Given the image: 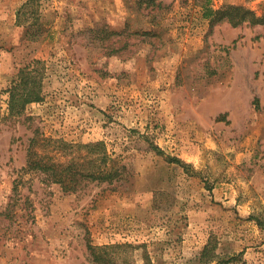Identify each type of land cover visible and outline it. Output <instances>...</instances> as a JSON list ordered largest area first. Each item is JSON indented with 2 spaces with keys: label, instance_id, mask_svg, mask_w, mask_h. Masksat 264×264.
Masks as SVG:
<instances>
[{
  "label": "rangeland",
  "instance_id": "rangeland-1",
  "mask_svg": "<svg viewBox=\"0 0 264 264\" xmlns=\"http://www.w3.org/2000/svg\"><path fill=\"white\" fill-rule=\"evenodd\" d=\"M160 3L0 0V264H96L90 242L119 263L264 264V24L208 17L264 18V0ZM99 142L114 184L28 168Z\"/></svg>",
  "mask_w": 264,
  "mask_h": 264
},
{
  "label": "trees",
  "instance_id": "trees-1",
  "mask_svg": "<svg viewBox=\"0 0 264 264\" xmlns=\"http://www.w3.org/2000/svg\"><path fill=\"white\" fill-rule=\"evenodd\" d=\"M156 4L161 5L160 0H139L140 7L145 5L146 8H150ZM208 12V17L210 18L212 25L221 22H227L234 27L244 24H264L263 17L256 15L254 11L247 9L244 6L230 5L219 10L209 9ZM33 25H36V23ZM97 31L100 33L101 30H92V33H96ZM102 32H104V30H102ZM105 33L109 36V38L106 39L109 46L113 43L111 41V36H113L114 32L106 30ZM114 52H116V50H114ZM23 80L24 92L19 97L22 101V105L23 103L27 104L39 101L40 94L30 88L31 83L29 78H23ZM17 100L18 98L13 96L11 101L12 104H15ZM37 142L38 138L35 137L32 141L31 148ZM54 142L60 144L62 147H71L70 144L64 141H53V143ZM103 144L104 143L99 142L77 146L79 151L85 149L88 153L85 156L79 155L69 157V159L64 162L55 160V157L50 154L39 155L34 149H31L28 168L29 170L45 174L49 181L59 183L65 191H77L84 187L85 182L97 181L98 183L114 184L121 180L122 171L125 167H120L108 153H101V156L94 157L95 149ZM173 160L183 164L179 159ZM122 247L123 245L118 244L95 246L91 242L88 243V250L96 264H129L128 262L119 263L117 259L119 249ZM208 250L209 247H206L204 253L206 254Z\"/></svg>",
  "mask_w": 264,
  "mask_h": 264
}]
</instances>
